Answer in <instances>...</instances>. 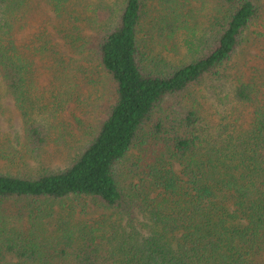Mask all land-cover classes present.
<instances>
[{
    "label": "trees",
    "instance_id": "obj_1",
    "mask_svg": "<svg viewBox=\"0 0 264 264\" xmlns=\"http://www.w3.org/2000/svg\"><path fill=\"white\" fill-rule=\"evenodd\" d=\"M211 1L44 0L24 39L36 5L0 0V264H264V0ZM95 72L111 97L80 103Z\"/></svg>",
    "mask_w": 264,
    "mask_h": 264
},
{
    "label": "rangeland",
    "instance_id": "obj_2",
    "mask_svg": "<svg viewBox=\"0 0 264 264\" xmlns=\"http://www.w3.org/2000/svg\"><path fill=\"white\" fill-rule=\"evenodd\" d=\"M31 3H34L36 6L31 8V12L29 14H27L26 16H23V21L21 23L24 24V22H29L30 24H26L23 25L22 30L19 32L18 37L20 38H24L27 39L30 33V28L34 27L33 29H35L34 31H36L35 27H39L41 25H43L44 23V14H45V9H44V0H28ZM162 0H149L150 3V10H149V16L152 15L151 18H149V21L153 19V17L156 14L157 9H159L160 4H161ZM203 2H207V6L205 7L206 9H208L209 7L214 8V5L212 3L211 0H203ZM202 0H198V2H194L192 5H199V7L201 6ZM153 5V7H151ZM194 5V6H195ZM191 6V5H190ZM30 8V7H28ZM27 8V9H28ZM210 10V9H209ZM209 10H202L201 12V18L202 20H200V22L203 24L207 22V19L205 17V14L209 12ZM259 47H257V50L253 49V54L256 55V51L259 50ZM73 56L72 53H70L67 56V60H69V58ZM76 58V57H75ZM37 63L40 64V61L37 59ZM41 69V71H40ZM43 70L42 68H38L37 71V75L38 73H42ZM100 74V73H99ZM98 74V72H95L94 74V78L96 80V82H94L92 80V85L88 86V87H83L82 89H79V96H81V102H87L89 100V97H92V94H90L91 92L94 93V97L96 98V96L101 95L100 97H102V95H104L105 98L110 99L111 95L110 92L104 91L103 89V94L98 93V91H100V89H102V83H100V81H104L102 80V78H100V75ZM37 77L40 78V83H41V88L43 90H46L45 92H51L54 90V87L58 84L57 82H55V78H52L51 75L49 74H44L40 77V75H38ZM92 79V78H91ZM55 85V86H54ZM71 86V85H70ZM71 88L67 89V90H71ZM94 90V91H93ZM110 91V88H109ZM48 95H50L49 93H47ZM40 96H42L41 92H36L34 96H32V100L38 101L40 100ZM46 97V96H44ZM51 98V97H50ZM95 100V99H94ZM103 100V99H102ZM5 104V115L1 117L0 121L2 124V128H0V136L4 135V137L0 140V143H8L7 141L5 142L6 139H10V140H14L17 139L18 136H21L22 133V120L20 118V115L18 113V110L16 109L15 105L12 102H4ZM84 106V105H83ZM84 108L83 107H79V105L75 102L71 103L70 108L68 109V111L64 114V118L66 119V121H68L72 127V129L74 130L75 133H79V126L77 125L78 121L75 118V116H73V111H75V115H77L78 117H82L83 119H86L88 123H91L95 120V113L93 109H90L91 112L89 113H84ZM2 111V110H1ZM0 111V112H1ZM12 129V130H11ZM9 130V131H8ZM19 149V147H17ZM69 148H63V147H59L57 145H52L49 150L48 153L46 155V161L50 162V164H52L54 167L59 166V168H64L68 163V151ZM64 157H67V159H65ZM31 163V161H30ZM23 162H21V165H18L17 168L19 167H23ZM15 167L10 163V161L7 160H0V172L1 173H11V172H15L18 171L17 169H14ZM15 170V171H14ZM86 203H78L76 202V207L79 209L80 213H77L78 215H81V209L82 208H86L87 212L85 211L83 215L86 214H90V215H95L99 209V205H96V203H92L90 201H85L82 200ZM88 205V206H87ZM63 208V206L65 207V205L63 203H59V205H56V208ZM61 208V211H62ZM101 214V212H98L97 215ZM12 262V260L8 257L4 260H2L1 264H10Z\"/></svg>",
    "mask_w": 264,
    "mask_h": 264
}]
</instances>
